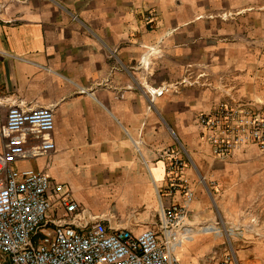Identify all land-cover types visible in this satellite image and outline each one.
Here are the masks:
<instances>
[{
  "label": "crops",
  "instance_id": "crops-1",
  "mask_svg": "<svg viewBox=\"0 0 264 264\" xmlns=\"http://www.w3.org/2000/svg\"><path fill=\"white\" fill-rule=\"evenodd\" d=\"M5 1L0 151L14 108L37 120L22 123L18 167L64 184L87 214L137 233L192 191L191 228L240 232L196 234L181 263L264 264V152L216 158L196 122L222 102L264 109V0Z\"/></svg>",
  "mask_w": 264,
  "mask_h": 264
},
{
  "label": "built area",
  "instance_id": "built-area-1",
  "mask_svg": "<svg viewBox=\"0 0 264 264\" xmlns=\"http://www.w3.org/2000/svg\"><path fill=\"white\" fill-rule=\"evenodd\" d=\"M9 109L0 151V264H183L178 249L196 234L224 232L229 239L239 235V230L208 223L191 228L192 191L181 204L160 206L154 228L134 233L110 227L102 216L87 214L64 184L43 171L15 166L24 153L22 123L36 125L37 120L21 119ZM196 122L216 158L249 145L264 152V109L257 104L218 103L197 113ZM170 166L179 168L181 162L172 159ZM227 262L225 257L218 264Z\"/></svg>",
  "mask_w": 264,
  "mask_h": 264
},
{
  "label": "rangeland",
  "instance_id": "rangeland-1",
  "mask_svg": "<svg viewBox=\"0 0 264 264\" xmlns=\"http://www.w3.org/2000/svg\"><path fill=\"white\" fill-rule=\"evenodd\" d=\"M5 2H6L5 0H4V1H0V8H1V4L5 3ZM15 166L18 167V166H19L18 163H17ZM35 170H38V169H35ZM214 234H215V233H208V234H206V235H214ZM221 235H222V234H221ZM221 235H220V236H221ZM191 241H192V240H191ZM189 242H190V241H189ZM186 243H188V242H186ZM184 244H185V243H184ZM1 259H2V257L0 256V261H1Z\"/></svg>",
  "mask_w": 264,
  "mask_h": 264
}]
</instances>
